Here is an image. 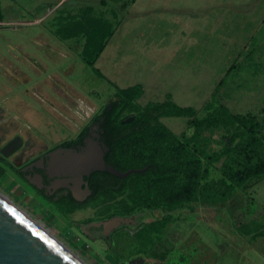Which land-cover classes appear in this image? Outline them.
Instances as JSON below:
<instances>
[{
	"label": "rangeland",
	"instance_id": "1",
	"mask_svg": "<svg viewBox=\"0 0 264 264\" xmlns=\"http://www.w3.org/2000/svg\"><path fill=\"white\" fill-rule=\"evenodd\" d=\"M0 14V156L11 167L59 162L84 140H99L114 86H142L139 107L170 95L198 118L213 99L232 115L253 118L264 148V0H0ZM85 18L112 26L93 67L82 60V38L55 34ZM191 121L159 120L182 141L193 139ZM83 129L82 144L58 148ZM231 133L202 130L193 143L210 155ZM222 162L211 166L213 179ZM9 165L0 162V194L84 264H264V179L225 203L173 212L150 251L134 229L161 218L159 210L121 216L116 200L105 197L64 215ZM248 200L255 212L241 234L235 217Z\"/></svg>",
	"mask_w": 264,
	"mask_h": 264
},
{
	"label": "trees",
	"instance_id": "2",
	"mask_svg": "<svg viewBox=\"0 0 264 264\" xmlns=\"http://www.w3.org/2000/svg\"><path fill=\"white\" fill-rule=\"evenodd\" d=\"M2 19L0 14V23ZM55 34L61 40L82 38V60L93 67L112 34V26L106 20L85 18L59 27ZM114 88L111 105L100 115L99 142L105 148L106 168L89 176L91 193L83 204L71 195L57 199L44 195L59 212L69 215L105 197L116 200L115 211L121 216L159 210L161 218L134 229L137 238L151 251L161 243L162 231L172 221L173 212L194 211L199 203L213 206L225 203L236 190H247L264 179V148L256 137L257 124L253 118L232 115L213 99L205 106L206 113L201 118L195 109L174 103L170 95L163 102L139 107L134 101L142 96V86ZM125 114L133 115L131 121L124 119ZM161 118L191 119L193 139L180 140L159 122ZM219 128L232 131L222 151L208 155L194 146L202 130ZM85 133L83 129L76 140L58 148L71 149L82 144ZM222 159L220 178L213 179L211 166ZM0 162L9 165L1 156ZM108 167L120 174L135 172L120 177L110 173ZM11 168L24 178L22 170ZM37 192L43 196L41 191ZM253 209V201L248 200L244 210L237 213L234 226L239 233L248 234L246 220L255 212Z\"/></svg>",
	"mask_w": 264,
	"mask_h": 264
},
{
	"label": "water",
	"instance_id": "3",
	"mask_svg": "<svg viewBox=\"0 0 264 264\" xmlns=\"http://www.w3.org/2000/svg\"><path fill=\"white\" fill-rule=\"evenodd\" d=\"M103 154L102 145L97 141H90L85 155L80 158V162H75V166L82 169L84 175L101 171L105 168ZM64 166L73 167L69 161ZM107 169L120 177L135 172L120 174L111 167ZM0 264L83 263L0 196Z\"/></svg>",
	"mask_w": 264,
	"mask_h": 264
},
{
	"label": "flooded vegetation",
	"instance_id": "4",
	"mask_svg": "<svg viewBox=\"0 0 264 264\" xmlns=\"http://www.w3.org/2000/svg\"><path fill=\"white\" fill-rule=\"evenodd\" d=\"M90 141H97L101 144L98 139H86L84 140V145L72 150V155L65 160L50 163L48 159L40 158L27 165L22 172L27 173L32 178L36 185V190L41 191L45 196L55 198L58 195H71L75 201L83 204L87 201L91 193L88 178L92 173L98 171H92L88 175H84V171L76 167L75 162H80V158L85 155ZM67 161L71 162L73 167L69 168L64 166Z\"/></svg>",
	"mask_w": 264,
	"mask_h": 264
},
{
	"label": "bare ground",
	"instance_id": "5",
	"mask_svg": "<svg viewBox=\"0 0 264 264\" xmlns=\"http://www.w3.org/2000/svg\"><path fill=\"white\" fill-rule=\"evenodd\" d=\"M0 196H2L0 194ZM6 201H8L11 205H13L5 196H2ZM14 206V205H13ZM15 207V206H14ZM16 208V207H15ZM17 209V208H16ZM22 213V211H21ZM23 214V213H22ZM25 215V214H24ZM26 216V215H25ZM27 217V216H26ZM28 218V217H27ZM34 223V222H33ZM38 226V225H37ZM39 227V226H38ZM41 228V227H40ZM42 229V228H41ZM43 231H45L44 229H42ZM46 232V231H45ZM47 233V232H46ZM48 234V233H47ZM49 235V234H48ZM50 236V235H49ZM54 239V238H53ZM55 240V239H54ZM58 242V241H57ZM59 243V242H58ZM60 244V243H59ZM63 246V245H62ZM64 247V246H63ZM65 248V247H64ZM66 249V248H65ZM70 252V251H69ZM71 253V252H70ZM75 256V255H74ZM76 257V256H75ZM77 258V257H76ZM78 259V258H77ZM82 262V261H81ZM83 263V262H82ZM84 264V263H83Z\"/></svg>",
	"mask_w": 264,
	"mask_h": 264
},
{
	"label": "crops",
	"instance_id": "6",
	"mask_svg": "<svg viewBox=\"0 0 264 264\" xmlns=\"http://www.w3.org/2000/svg\"><path fill=\"white\" fill-rule=\"evenodd\" d=\"M143 88V87H142ZM144 92H145V89L143 88Z\"/></svg>",
	"mask_w": 264,
	"mask_h": 264
}]
</instances>
